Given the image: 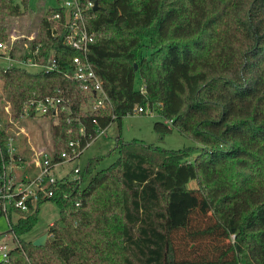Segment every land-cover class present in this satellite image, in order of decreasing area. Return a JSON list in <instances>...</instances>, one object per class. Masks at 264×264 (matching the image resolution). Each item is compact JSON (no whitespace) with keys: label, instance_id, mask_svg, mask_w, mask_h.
I'll use <instances>...</instances> for the list:
<instances>
[{"label":"trees","instance_id":"obj_1","mask_svg":"<svg viewBox=\"0 0 264 264\" xmlns=\"http://www.w3.org/2000/svg\"><path fill=\"white\" fill-rule=\"evenodd\" d=\"M81 2L97 3L90 59L111 106L93 109V95L68 75L76 51L64 32L51 35L49 8L30 49L45 64L54 53L58 68L0 67L13 119L32 98L63 97L65 110L44 115L57 158L72 141L83 146L113 123L121 129L136 107L163 119L157 132L177 129L195 145L169 149L120 132L47 199L60 215L46 244L21 238L39 208L10 228L18 244L0 264H264V0ZM29 6L0 0V41Z\"/></svg>","mask_w":264,"mask_h":264},{"label":"built area","instance_id":"obj_2","mask_svg":"<svg viewBox=\"0 0 264 264\" xmlns=\"http://www.w3.org/2000/svg\"><path fill=\"white\" fill-rule=\"evenodd\" d=\"M55 2V6L50 7L55 9V13L47 17L51 23V35L58 36L64 32L65 43L76 51L72 57L68 75L79 82L86 93L93 95L91 103L93 109L111 106V99L90 59V49L95 33L89 29L88 17L89 9L95 4L93 2L82 3L81 0H55ZM22 36L25 37V35ZM18 37L15 30H11L9 38L6 41H0V67L4 69L20 67L30 71H32L31 68H35L33 72L43 69L53 71L58 68L54 53L49 57L48 63H42L35 57L38 55L39 48L31 50L27 42H25L27 51L17 56L16 40ZM34 37V35L27 36L28 39ZM64 101L63 97L55 95L32 98L24 104V117L20 120L13 119L9 100L4 106L7 119L3 122L0 118V133L5 123L8 122L11 126L6 129L7 140L0 145V216L6 217L10 228L21 217L36 213L43 201L54 196L55 187L58 184L67 179L79 178L82 171L79 163L72 170L61 175H58L57 170L66 162L78 160L84 150L106 130H98L97 136L86 141L83 146L80 142H70V149L62 151L58 158L54 155L51 141L49 145H31L30 150L32 151L26 155L20 149L18 140L21 134L28 136V132L24 127L18 126L17 122L30 118L32 113L35 117L46 114H53L57 117L61 110L67 108L63 105ZM144 111L143 107L134 109L135 113ZM146 112L151 113L152 111ZM14 124L18 130L12 128ZM81 131H83L82 128ZM27 138L30 141V137ZM15 238V245L0 242L2 258L0 263L9 260L11 250L18 244V239L16 236Z\"/></svg>","mask_w":264,"mask_h":264},{"label":"rangeland","instance_id":"obj_3","mask_svg":"<svg viewBox=\"0 0 264 264\" xmlns=\"http://www.w3.org/2000/svg\"><path fill=\"white\" fill-rule=\"evenodd\" d=\"M56 4L55 0H30L29 9L22 16L13 18L11 20V30H15L17 36L16 40V55L19 56L27 51L25 42L30 47V40L27 36H36L39 23L45 12ZM22 35H25L23 37ZM35 68H31L33 71ZM8 94L3 89V84L0 81V118L3 122L6 121L7 115L4 111V106L7 103ZM163 119L157 115L155 111L147 114H128L123 117L121 129L117 123H113L107 128L92 144L84 150L80 158L76 161H69L60 166L57 170L58 175L72 170L77 163L80 167L84 168L87 159L96 155H105L114 146L115 136L121 132L125 140H132L139 138L145 140L147 143H154L164 148L178 149L185 146H193L195 142L181 134L177 129H173L171 132L162 135L154 129L156 121H162ZM18 126L24 127L28 132V136L21 134V139L30 137V142L34 145H49L51 141L50 136V124L49 119L45 116H38L35 118H27L17 122ZM14 130H18V127L12 125ZM24 143V141L22 142ZM29 144V142L27 143ZM197 151L192 153L191 157L194 158L197 155ZM115 154L107 156L103 161L102 166H108L114 159ZM72 177V175H71ZM59 207L51 200L44 201L40 204V210L38 213V221L31 231L21 236L24 240H34L37 237L48 232L49 226L52 222L59 218ZM0 242H7L10 245L16 244L15 235L10 231V225L5 216H0ZM0 255V260H1Z\"/></svg>","mask_w":264,"mask_h":264},{"label":"crops","instance_id":"obj_4","mask_svg":"<svg viewBox=\"0 0 264 264\" xmlns=\"http://www.w3.org/2000/svg\"><path fill=\"white\" fill-rule=\"evenodd\" d=\"M24 141V143H22ZM29 142V144H27ZM18 145H19V147H20V149L21 150H23V152L26 154V155H29L30 154V151H32V150H30V146L31 145H34L33 143H31L30 141H28V139H27V141H26V139L24 140V139H19L18 140ZM34 146H36V145H34ZM1 235V234H0Z\"/></svg>","mask_w":264,"mask_h":264},{"label":"water","instance_id":"obj_5","mask_svg":"<svg viewBox=\"0 0 264 264\" xmlns=\"http://www.w3.org/2000/svg\"><path fill=\"white\" fill-rule=\"evenodd\" d=\"M97 7V3H95V8ZM48 232L44 233L43 235L37 237L33 240V244L36 246H44L48 240Z\"/></svg>","mask_w":264,"mask_h":264}]
</instances>
